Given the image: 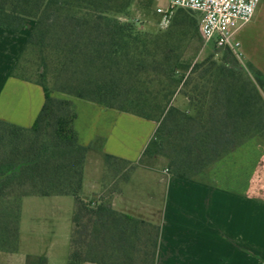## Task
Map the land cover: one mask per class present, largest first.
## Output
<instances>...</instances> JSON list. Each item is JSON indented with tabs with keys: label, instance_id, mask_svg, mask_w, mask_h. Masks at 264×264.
<instances>
[{
	"label": "trees",
	"instance_id": "1",
	"mask_svg": "<svg viewBox=\"0 0 264 264\" xmlns=\"http://www.w3.org/2000/svg\"><path fill=\"white\" fill-rule=\"evenodd\" d=\"M156 2L0 0V27L19 32L32 24L12 74L35 64L29 79L45 95L31 127L0 118V251L19 249L24 197L72 195L69 264H158L160 223L118 210L111 199L81 196L91 146L79 141L76 104L54 93L156 122L137 164L161 159L181 178L206 179L218 162L264 135V73L227 47L201 57L196 11L177 9L165 29L134 17L136 9L152 13ZM180 94L190 110L176 106ZM27 264L47 258L28 255Z\"/></svg>",
	"mask_w": 264,
	"mask_h": 264
},
{
	"label": "crops",
	"instance_id": "2",
	"mask_svg": "<svg viewBox=\"0 0 264 264\" xmlns=\"http://www.w3.org/2000/svg\"><path fill=\"white\" fill-rule=\"evenodd\" d=\"M31 25L29 23L19 32L0 27V118L24 127L34 124L45 101L44 90L39 84L16 72L12 74ZM239 30L245 35L240 39L237 38ZM235 37L241 42L244 61L264 73V0L260 1L253 18L236 31ZM87 102L78 104L75 127L80 143L91 146L89 154L101 148L96 140L103 138L107 148H102L108 151L106 154L112 153L128 161L139 159L157 123L151 121L150 134L136 156H131V150L124 148L127 141L124 126L121 130L113 125L110 128L97 127L89 138L84 139L80 129L82 106L83 110L95 113L98 118L113 117L122 123L126 118V112ZM114 138L119 140L122 148L115 147L114 150ZM254 140L222 159V184L210 179L170 175L165 183L159 214L136 211L129 200L121 208L118 207V196L112 199L118 210L143 215L160 223L158 264H264V184L254 183L260 175L264 176V145L262 140ZM253 141L256 143L252 144ZM232 162L241 164L240 168H230ZM17 252L0 251V264H12V259L7 263L5 258H13ZM28 255L44 256L26 253L22 264H27Z\"/></svg>",
	"mask_w": 264,
	"mask_h": 264
},
{
	"label": "rangeland",
	"instance_id": "3",
	"mask_svg": "<svg viewBox=\"0 0 264 264\" xmlns=\"http://www.w3.org/2000/svg\"><path fill=\"white\" fill-rule=\"evenodd\" d=\"M165 2L166 0H157L152 13L149 15H145V13L136 9L134 11V17L144 20L148 27L158 28L159 16L156 13V9L165 4ZM243 36H245L243 35V31L239 30L237 38L240 39ZM216 48L214 43L205 42V44H203L201 57H203L205 53ZM31 58L32 56L28 59ZM33 62L34 61H32V63ZM244 63L247 62L244 61ZM23 64L26 65H21V68L17 69V73L28 78H35V64ZM54 95L72 100L76 104L77 118L79 114L78 104L87 102V100L61 92L54 93ZM175 104L184 110L191 109L188 99L181 94L176 97ZM83 108L82 106L83 112L81 115L80 129L84 139L89 138L90 134L93 133L97 127L104 126L110 128L111 125H113L121 130V127L124 126L127 134L126 146L124 148L131 150V156H136L143 141L151 132L152 122L134 116L133 114L126 113V118H124L122 123L119 121L116 122L113 117H108L106 119L98 118L95 113L87 109L83 110ZM129 119L131 121H128ZM138 119L141 120L139 121ZM112 120L114 121L113 124ZM257 139L264 142V135ZM254 141H256V139ZM254 141L252 144L256 143ZM263 142L262 145H264ZM96 144H99L101 148L91 152L87 157L84 186L81 196L84 199H100L104 197L111 200L115 196H118V207H125L126 202L129 200L131 206L135 205L136 211L139 210L145 213L155 211L159 214V209L161 208L160 206L165 193V183L170 176L165 167L166 162L160 159L159 165L154 166L153 164H155V161L150 160L149 164H151V166H148L147 162L139 165L137 162L142 157V155H140V158L135 161L129 160L131 163L121 161H111L109 163L106 158V153H108V151L103 149V146L107 148L104 139L96 140ZM112 146H114V150L115 147L122 148L117 138L113 139ZM239 165L236 162H232L230 168L239 169ZM242 171L245 172L244 169ZM223 174L224 170L222 169L221 160L211 169L206 179L222 184ZM260 182L264 184V176L260 175L258 181L255 180L254 183L260 184ZM75 207L76 200L72 195L24 197L21 200L20 249L13 258L6 257L5 262L10 263L9 260L12 259V261L10 260L12 264H22L24 254L31 253L33 255L46 256L48 264H69V255L71 252L70 237L73 230ZM115 208L117 209V207Z\"/></svg>",
	"mask_w": 264,
	"mask_h": 264
},
{
	"label": "built area",
	"instance_id": "4",
	"mask_svg": "<svg viewBox=\"0 0 264 264\" xmlns=\"http://www.w3.org/2000/svg\"><path fill=\"white\" fill-rule=\"evenodd\" d=\"M261 0H166L156 9L158 25L165 29L171 24L179 8L190 9L201 15V33L206 43L217 48H230L243 61L241 42L236 31L249 22Z\"/></svg>",
	"mask_w": 264,
	"mask_h": 264
}]
</instances>
